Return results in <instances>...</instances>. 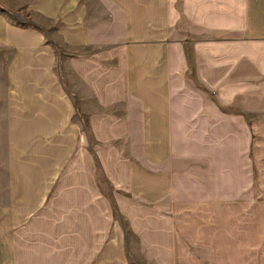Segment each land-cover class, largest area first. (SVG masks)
I'll list each match as a JSON object with an SVG mask.
<instances>
[{
    "label": "crops",
    "instance_id": "crops-1",
    "mask_svg": "<svg viewBox=\"0 0 264 264\" xmlns=\"http://www.w3.org/2000/svg\"><path fill=\"white\" fill-rule=\"evenodd\" d=\"M227 202L264 205V0H0V264H178Z\"/></svg>",
    "mask_w": 264,
    "mask_h": 264
},
{
    "label": "rangeland",
    "instance_id": "rangeland-1",
    "mask_svg": "<svg viewBox=\"0 0 264 264\" xmlns=\"http://www.w3.org/2000/svg\"><path fill=\"white\" fill-rule=\"evenodd\" d=\"M195 213L203 224L222 227L213 236L197 239L188 252L178 255V264H264V205L243 207L227 202ZM251 225L257 236H251Z\"/></svg>",
    "mask_w": 264,
    "mask_h": 264
}]
</instances>
